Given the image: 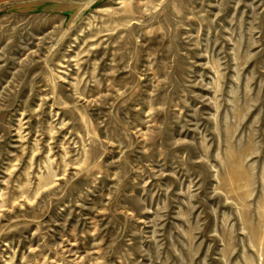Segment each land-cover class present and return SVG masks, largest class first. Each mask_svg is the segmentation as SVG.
<instances>
[{"label": "rangeland", "instance_id": "374dc122", "mask_svg": "<svg viewBox=\"0 0 264 264\" xmlns=\"http://www.w3.org/2000/svg\"><path fill=\"white\" fill-rule=\"evenodd\" d=\"M0 264H264V0H0Z\"/></svg>", "mask_w": 264, "mask_h": 264}]
</instances>
